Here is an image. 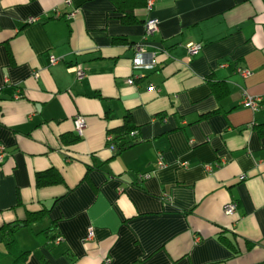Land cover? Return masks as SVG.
I'll list each match as a JSON object with an SVG mask.
<instances>
[{"label":"crops","instance_id":"0c3cea01","mask_svg":"<svg viewBox=\"0 0 264 264\" xmlns=\"http://www.w3.org/2000/svg\"><path fill=\"white\" fill-rule=\"evenodd\" d=\"M66 1L0 0V264H264V0L131 2L127 16L115 0ZM150 17L160 31L144 40ZM139 42L155 67L133 66ZM128 114L131 144L111 150ZM50 169L63 181L38 186ZM14 222L22 259L4 238Z\"/></svg>","mask_w":264,"mask_h":264},{"label":"built area","instance_id":"2783aa9c","mask_svg":"<svg viewBox=\"0 0 264 264\" xmlns=\"http://www.w3.org/2000/svg\"><path fill=\"white\" fill-rule=\"evenodd\" d=\"M155 0H148L147 1V9L150 10L153 7ZM67 5L71 4V0H67L65 2ZM77 10H74L72 12L67 13L66 17L68 19H72L75 15H76ZM54 15L55 17H61L62 16V12L59 9H55L54 10ZM37 18L31 16L28 18L29 22H34L36 21ZM160 31V21L158 18L155 17H150L146 20L145 22V35H144V40H147L149 37L155 35L156 33H158ZM136 47V53L135 56L132 60L133 66L134 67H147V68H152L155 67L158 64V59H157V54L156 52H148L146 53L144 48H143V44L141 42L135 44ZM202 48V44L200 43H189L187 45V50L189 52V55H194L196 53H198L200 51V49ZM58 60V58L56 57H52V62L55 63ZM71 69H73L76 73V77L78 80H83L84 78L87 77V70L83 67H78V66H71ZM239 72L241 73V75L243 77H248L251 74V71L249 69H245V68H239ZM129 83H134V78H130ZM156 88L154 85L150 86V89H154ZM262 101V97L260 96H253L250 95L246 90L243 91V104L245 106H249L251 107L253 110H257L260 106V102ZM73 124H74V130L75 132L78 134V136L82 137L85 134V130L87 128V120L86 117L82 114H77L74 118H73ZM131 134H135V130H133L131 132ZM107 141H108V145L109 148L111 150H116V144L114 142V135L113 134H109L107 137ZM5 148L2 144H0V165L3 163L4 161V157H5ZM183 166H187V163H182ZM157 166L158 167H164L166 166V162L163 160V158L160 156L157 162ZM207 170H211L212 167L210 165L206 166ZM152 172H145V173H139L138 174V180H143V179H147L149 177H151ZM245 175L243 174L240 178H244ZM237 209V202L236 201H230L228 202L225 207L224 210L226 212V214H234L235 211ZM94 236V229L92 227H90L88 229V233L86 236V239H91ZM63 239L62 236H59L56 240V243L61 242V240Z\"/></svg>","mask_w":264,"mask_h":264},{"label":"trees","instance_id":"16d2710c","mask_svg":"<svg viewBox=\"0 0 264 264\" xmlns=\"http://www.w3.org/2000/svg\"><path fill=\"white\" fill-rule=\"evenodd\" d=\"M115 1L117 2L119 9L121 11H123L125 13V15L127 16V15H129L127 13H130V14L132 13V12H130V9L133 10V8H132L133 6L130 5L131 2L133 5H136L137 3H139V5H141V6L142 5L146 6L148 0H115ZM137 1H141V2H137ZM133 2H136V3H133ZM212 83L214 84V88L219 95H223L224 92L228 89V87L226 85H222V83H218V82H212ZM222 86H224V88H222ZM223 89H224V91H222ZM131 122H132L131 115L128 114L125 118V123L122 125V128L114 131L115 132L114 142L116 144V150L117 149L121 150V149L127 147L129 144H131L130 142H123V143L119 144L120 140L121 141L124 140L126 134L131 133L135 129V126H133ZM256 129H257L259 135L264 136V123H260V124L256 125ZM62 181H63V176L60 175L59 172L51 170V169L38 173L37 177H36V184L38 186H46V185L54 184V183H61ZM46 216H47V210L46 209H42V210L35 211V212H28L27 217L21 222L24 225H31L33 222L43 221ZM15 223H17V225H20L19 222H14V223L10 224L8 226V228H10V229L7 230V232L8 231L9 232L4 233V235H5L4 238H5V241H6V243L10 249L17 250L16 259H22L23 258L22 255H24L26 252L22 251L16 243L14 234L12 232L15 229V228L13 229V226H15L14 225ZM55 229H57V226L52 223V225L50 227L43 230V232H44L43 234L45 235L49 231H53ZM59 236H62V235L59 234L58 232H56L54 234V236L52 237V242L56 243V240Z\"/></svg>","mask_w":264,"mask_h":264}]
</instances>
